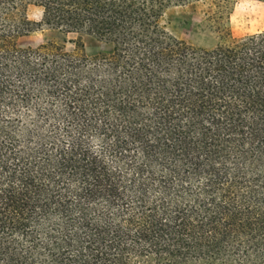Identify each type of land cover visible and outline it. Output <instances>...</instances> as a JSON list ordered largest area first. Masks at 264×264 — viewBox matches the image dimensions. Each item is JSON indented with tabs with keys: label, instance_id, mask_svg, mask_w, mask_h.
<instances>
[{
	"label": "trees",
	"instance_id": "obj_1",
	"mask_svg": "<svg viewBox=\"0 0 264 264\" xmlns=\"http://www.w3.org/2000/svg\"><path fill=\"white\" fill-rule=\"evenodd\" d=\"M219 1L0 0V264H264V32L167 21Z\"/></svg>",
	"mask_w": 264,
	"mask_h": 264
},
{
	"label": "rangeland",
	"instance_id": "obj_2",
	"mask_svg": "<svg viewBox=\"0 0 264 264\" xmlns=\"http://www.w3.org/2000/svg\"><path fill=\"white\" fill-rule=\"evenodd\" d=\"M27 18L38 23L39 9L30 6ZM171 34L179 41L201 49H213L264 32V3L252 0H220L219 9L199 5L191 8L172 9L167 16ZM75 36H64L58 31L42 27L30 35L19 39L21 48H37L42 45H63L72 51ZM87 54L97 53L100 48L86 45Z\"/></svg>",
	"mask_w": 264,
	"mask_h": 264
}]
</instances>
